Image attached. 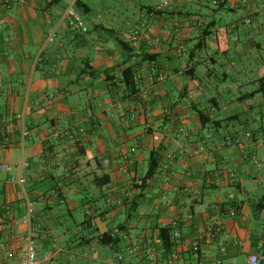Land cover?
<instances>
[{"label":"crops","instance_id":"0c3cea01","mask_svg":"<svg viewBox=\"0 0 264 264\" xmlns=\"http://www.w3.org/2000/svg\"><path fill=\"white\" fill-rule=\"evenodd\" d=\"M161 1L82 0L83 34L65 0H0V264L30 243L38 264H155L166 227L161 264L264 260V0Z\"/></svg>","mask_w":264,"mask_h":264},{"label":"built area","instance_id":"2783aa9c","mask_svg":"<svg viewBox=\"0 0 264 264\" xmlns=\"http://www.w3.org/2000/svg\"><path fill=\"white\" fill-rule=\"evenodd\" d=\"M66 6L62 15V20L65 22V24L68 27V30L70 32H79V33H87L88 28L86 27L83 18L79 11V4L82 2V0H65ZM167 5V0H162L160 4L155 8V11H161L163 10ZM144 37V33L140 30L134 29L131 34V39L133 42L137 43L139 40ZM53 35L50 36L49 40L52 41ZM248 137L249 134H246ZM230 146H241V143L239 140L230 141ZM0 170L10 171V167L4 163L0 162ZM9 183H17L22 184L23 180L20 177H11L8 179ZM110 203V202H109ZM232 215H235L233 212ZM172 239L174 241H179L181 239L180 232L178 230L172 231ZM139 249V244L137 240H132L127 247V250L130 252H137ZM194 251L197 250L196 247L193 248ZM176 255L174 254L171 256V259H174ZM116 260L118 262L123 260L122 254H116L115 256ZM165 258L161 255L159 256H153L152 260L155 264H161L162 260ZM20 261L22 264H38V259L35 255V250L33 245L30 243L28 249L26 252L20 257ZM196 264H224V262L221 259L213 260L209 263H202L197 262ZM247 264H264V260L261 256L257 254H251L248 256Z\"/></svg>","mask_w":264,"mask_h":264},{"label":"trees","instance_id":"16d2710c","mask_svg":"<svg viewBox=\"0 0 264 264\" xmlns=\"http://www.w3.org/2000/svg\"><path fill=\"white\" fill-rule=\"evenodd\" d=\"M61 0H51L52 4L58 3ZM81 5V3L79 4V6ZM222 8H224V5H222ZM146 12L147 13H153L154 10L151 7H146ZM158 12V11H157ZM221 36H223L222 38H224V41L226 40V38L228 37V33H227V29L225 27H221L217 29V33H216V37L218 39V41L221 39ZM123 76H124V83L125 86L128 88H132V83L131 81H128L129 76H131V78H133V74L131 72L130 69H126L123 72ZM128 76V78H127ZM130 78V79H131ZM199 115H200V120L202 122V124H206L207 123V116L205 115L204 111H199ZM158 156H157V152L154 151L152 156L150 157V162H149V168L147 173L145 174V176L137 181L134 182L133 186L136 189H143L146 187V185L148 184V182L156 175V173L159 170V162H158ZM264 207V204L263 206ZM101 239V241L104 243L105 242V238H109L110 242H108L107 245H111V247H114V251H116V249L118 248V243H119V239L114 237L112 238L111 235L109 234H105L103 236L99 237ZM158 240H159V246L160 249L162 250V256L166 259V261H170L171 260V256L174 254V250L176 248V241H174L172 239V229L171 228H161L158 232Z\"/></svg>","mask_w":264,"mask_h":264},{"label":"rangeland","instance_id":"374dc122","mask_svg":"<svg viewBox=\"0 0 264 264\" xmlns=\"http://www.w3.org/2000/svg\"><path fill=\"white\" fill-rule=\"evenodd\" d=\"M138 1L139 0H132V3L134 2V3H138ZM141 1H146L144 4H146V5H153V3H155L157 0H141ZM114 3V2H113ZM128 9H130V8H128ZM137 9V8H136ZM131 10H133V9H130V12H131ZM136 12V11H135ZM113 13H114V11H113ZM223 14V16H226V15H228L229 13L228 12H223L222 13ZM105 17H107V15L105 16Z\"/></svg>","mask_w":264,"mask_h":264}]
</instances>
